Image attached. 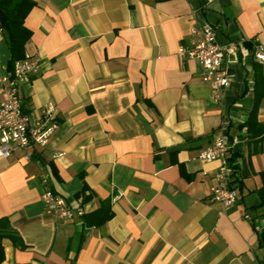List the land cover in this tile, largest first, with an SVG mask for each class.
<instances>
[{
  "label": "crops",
  "instance_id": "crops-1",
  "mask_svg": "<svg viewBox=\"0 0 264 264\" xmlns=\"http://www.w3.org/2000/svg\"><path fill=\"white\" fill-rule=\"evenodd\" d=\"M32 1L25 53L41 65L20 87L22 110L50 104L58 127L28 158L20 149L0 157V217L25 244L3 239L0 264H259L264 134L241 124L254 100L255 45L264 47V0ZM202 24H219L216 42L227 48L230 86L219 102L180 52ZM8 56L0 31V75ZM256 118L264 127V99ZM219 135L235 165L227 208L210 196L219 161L198 157ZM47 187L71 218L45 212ZM83 187L91 198L82 203ZM103 199L112 217L85 226L82 214Z\"/></svg>",
  "mask_w": 264,
  "mask_h": 264
},
{
  "label": "built area",
  "instance_id": "built-area-1",
  "mask_svg": "<svg viewBox=\"0 0 264 264\" xmlns=\"http://www.w3.org/2000/svg\"><path fill=\"white\" fill-rule=\"evenodd\" d=\"M219 24L194 26L190 29L189 45L182 47L180 52L187 58L196 60L202 68L201 79L207 82L211 96L215 101L223 97L230 86V78L224 64L227 48L216 42ZM254 58L264 66V47L255 45ZM41 59L37 55L25 53L24 57L15 62L12 71L0 75V157L6 158L16 149L24 150V158L30 156L33 146H45L58 124L55 120L52 105H46L39 114H31L22 110L20 87L30 81L40 70ZM228 140L219 135L211 144L199 152L202 161L218 160L215 173V184L211 188V197L224 207L231 206L236 200V192L230 183L231 169L227 153ZM46 182L47 175H41ZM45 212L58 219L71 218V209L65 198L45 188L41 194ZM80 212V210H79ZM244 217H249L247 214Z\"/></svg>",
  "mask_w": 264,
  "mask_h": 264
},
{
  "label": "trees",
  "instance_id": "trees-1",
  "mask_svg": "<svg viewBox=\"0 0 264 264\" xmlns=\"http://www.w3.org/2000/svg\"><path fill=\"white\" fill-rule=\"evenodd\" d=\"M34 5L32 0H0V31L7 44L9 50V58L7 62V71H12L16 61L22 59L25 55V44L31 36L30 29L24 25V19ZM253 104L248 112L245 123L249 135L252 134V127H260L258 132V140L264 134V127L257 122V108L262 99H264V67L254 61L253 63ZM228 164L231 169L230 178L235 171L233 157H228ZM262 185L258 189L259 206L264 209V172H261ZM231 183V180H230ZM86 188L83 187L75 196L81 197L82 203L89 201L91 194H85ZM53 191V190H52ZM55 192V191H54ZM113 215L111 203L109 199L99 201V206L88 213L82 214L83 223L85 226H101L105 221ZM264 215V211L262 213ZM258 243L264 247V224L257 230ZM9 239L14 247L23 249L25 244L21 240L19 234L11 227L9 219L6 216L0 217V262L4 259L2 240ZM259 264H264V254L259 260Z\"/></svg>",
  "mask_w": 264,
  "mask_h": 264
}]
</instances>
